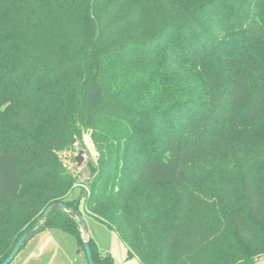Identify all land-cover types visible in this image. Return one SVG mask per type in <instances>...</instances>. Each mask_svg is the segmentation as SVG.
I'll use <instances>...</instances> for the list:
<instances>
[{"label": "trees", "instance_id": "16d2710c", "mask_svg": "<svg viewBox=\"0 0 264 264\" xmlns=\"http://www.w3.org/2000/svg\"><path fill=\"white\" fill-rule=\"evenodd\" d=\"M83 132L96 160L70 198L58 152L83 147ZM57 203L114 230L140 264H254L264 0H0V263ZM47 228L83 250L65 211Z\"/></svg>", "mask_w": 264, "mask_h": 264}, {"label": "rangeland", "instance_id": "374dc122", "mask_svg": "<svg viewBox=\"0 0 264 264\" xmlns=\"http://www.w3.org/2000/svg\"><path fill=\"white\" fill-rule=\"evenodd\" d=\"M78 143L58 152L63 164L75 176V184L68 195L70 198L78 197L82 191H86L88 187L86 165L89 160L94 162L97 154L89 133L83 132V160L80 166H77L75 157L79 151ZM187 192L190 197L199 198L197 189L192 184L189 185ZM83 217L86 221V229L99 249L113 253L117 264H125L123 242L118 234L88 215H83ZM80 232L84 237L81 229ZM127 263L130 264V262ZM9 264H88V262L84 251L72 235L60 229L47 228L32 234ZM254 264H264V254L259 256Z\"/></svg>", "mask_w": 264, "mask_h": 264}, {"label": "water", "instance_id": "95a60500", "mask_svg": "<svg viewBox=\"0 0 264 264\" xmlns=\"http://www.w3.org/2000/svg\"><path fill=\"white\" fill-rule=\"evenodd\" d=\"M79 151L78 154L75 157V162L77 164V166H80L82 160H83V152L84 149L81 146V144H77ZM52 208H58L61 209L63 211H65L67 214L73 216L81 225V230L84 233V240H83V251L85 253V257L87 259L88 264H95L91 258V252H90V248H89V239H90V234L88 233L87 229H86V221L85 218L83 217V215L73 209H69L67 208L63 203H57V204H53L50 205L48 207L45 208L43 214L41 215L37 225L31 229L30 231H27L25 233H23L19 239L16 241L15 245L13 246L12 250L10 251V253L2 260V262L0 264H9L13 258L15 257V255L17 254V252L19 251L20 247L22 246V244L25 242V240L30 237L32 234H34L38 228L40 227V225L42 224L43 220L47 217L49 211Z\"/></svg>", "mask_w": 264, "mask_h": 264}, {"label": "crops", "instance_id": "0c3cea01", "mask_svg": "<svg viewBox=\"0 0 264 264\" xmlns=\"http://www.w3.org/2000/svg\"><path fill=\"white\" fill-rule=\"evenodd\" d=\"M83 236V235H82ZM92 237V236H91ZM84 238V237H83ZM97 245V244H96ZM97 247H98V245H97ZM99 248V247H98ZM123 249H124V252H125V264H128L127 262H130V264H140V262H139V259L136 257V256H132V257H130V258H127V256H126V252H127V248L125 247V245L123 244ZM101 251H103V252H108V251H105V250H101ZM108 253H110V255L113 257V260H114V263L115 264H117L116 262H115V259H114V256H113V253H111V252H108Z\"/></svg>", "mask_w": 264, "mask_h": 264}]
</instances>
